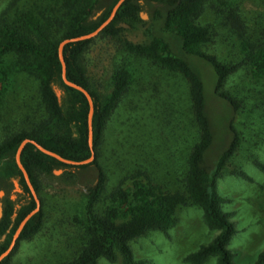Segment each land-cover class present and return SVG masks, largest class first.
I'll list each match as a JSON object with an SVG mask.
<instances>
[{
  "label": "trees",
  "instance_id": "16d2710c",
  "mask_svg": "<svg viewBox=\"0 0 264 264\" xmlns=\"http://www.w3.org/2000/svg\"><path fill=\"white\" fill-rule=\"evenodd\" d=\"M247 1L257 10L248 8ZM118 2L11 0L0 15V98L11 94L19 76L26 77L33 85L21 99L22 124L16 121L12 125L9 116L0 115V124L5 125L0 129V190L5 191L0 198L4 209L0 218V256L9 249L23 219L37 207L16 160L21 143L25 139L34 140L72 161L92 156L90 103L83 91L65 83L59 46L66 39L96 31L111 16ZM143 11L150 13V21L154 22L152 30L146 28L149 21L142 18ZM141 30H148L149 38L133 41L130 34ZM99 38L114 41L129 56L126 66L116 64L105 85L84 63L91 45ZM64 58L67 78L87 89L93 98L95 157L91 163L72 165L43 152L32 142L26 144L21 161L41 207L27 221L13 250L0 264H12L20 243L42 230L46 218L43 191L55 189L57 182H69L67 172L57 175L55 170L72 167L80 170L91 167L95 175L86 185V215L81 220L86 237L84 247L75 257L60 264H100L102 259L118 264H145L135 256L134 240L152 231L166 233L177 225L179 212L190 206L203 213L204 223L217 234L187 260L191 264H206L214 258L215 264H241L229 247L237 232L230 199L219 193L218 183L243 143L235 119L245 114L244 95L256 92L264 80V0H125L110 24L97 36L67 43ZM202 62L210 66L214 75V96L226 101L231 109L226 127L228 141L222 145L217 143L218 135L210 120L203 71L199 66ZM155 67L168 74L170 81L164 92L157 84L151 85L148 98H162L161 93H165L173 105L186 102L199 139L187 156L182 179L175 188L164 190L143 171L134 174L132 183L119 179L116 183L112 181L114 186L108 188L110 181L102 164L101 146L110 121L136 79L150 74ZM239 75L245 77L234 88L230 87ZM157 111L153 116L138 117L131 123L141 124L145 137L161 135L169 117L163 110ZM128 124L125 121L122 128ZM125 134L129 143L133 138L134 143L143 147L141 140L132 137L131 129ZM255 163L264 172V163L259 160ZM233 173L251 179L243 170L235 169ZM70 175L77 179L76 173ZM46 178L50 181L45 182ZM15 182L22 191L12 199ZM105 196L108 202L101 206ZM250 262L247 263L264 264V249Z\"/></svg>",
  "mask_w": 264,
  "mask_h": 264
},
{
  "label": "rangeland",
  "instance_id": "374dc122",
  "mask_svg": "<svg viewBox=\"0 0 264 264\" xmlns=\"http://www.w3.org/2000/svg\"><path fill=\"white\" fill-rule=\"evenodd\" d=\"M10 1L0 0V15ZM245 5L257 10L248 1ZM143 13L147 14L144 19L149 21L146 28L152 30L154 22L150 21V13ZM148 34V30L136 31L130 34V38L135 42H142L149 38ZM113 42L107 38L97 39L84 58L89 72H94L98 81L104 85L110 80L118 62L124 66L129 62V56ZM130 58L134 59L131 56ZM199 66L203 71L210 120L218 135L217 143L222 145L228 141L226 127L231 109L226 101L214 96V75L210 66L205 62ZM155 68L157 69H153L150 74L145 73V77L136 79L137 82L124 97L121 107L110 121L101 146L102 164L110 181L108 188L114 186L112 181L116 183L115 180L119 179H124L126 184L132 183L134 174L138 171L154 178L155 183L164 190L175 188L182 179L187 156L199 139L198 129L194 126L191 110L186 102L179 101L173 105L169 95L165 93H161L162 98H148L151 95V85L157 84L160 91L164 92L167 82L170 81L168 74L159 67ZM243 77L245 76H235L233 82H236H232L230 87L234 88ZM17 78L18 85L12 89L11 94L6 93L0 98V107L3 108L0 115L9 116L12 125L16 121L22 124L21 99L23 100L33 87L26 77ZM260 83L256 92L244 95L245 114L240 119L239 115L235 119V124L238 120L243 143L228 162L226 173L218 183L219 193L230 199L229 206L236 221L237 232L229 247L236 254V261L239 260L241 264H249L247 262L250 261L252 263L264 249V172L255 163L258 160L264 163V119L260 117H264V80ZM158 109L163 110L170 121H166L163 134L145 137L140 128L141 124H132L131 120L153 116ZM125 121L130 124L123 129ZM4 126L0 124V129ZM130 129L132 137L141 140L144 148L134 143L133 138L129 143L125 132L129 133ZM215 152L217 151L212 154ZM235 169L245 171L251 179L235 175ZM65 172L70 176L69 182H57L55 189L48 188L43 191L46 198L45 225L34 237L20 243L12 264H60L75 257L84 247L86 237L81 220L83 221L86 215V185L93 181L95 173L91 167L86 170L72 167L62 169L57 175ZM71 172L73 175L76 173L77 179L71 177ZM45 180L50 181L48 178ZM13 194L17 192L13 191ZM107 199L108 196H105L101 206L105 201L108 202ZM195 208L190 206L180 211L177 225L166 233L152 231L135 239L132 246L136 258L144 260L145 264H191L187 257L203 244L209 243L217 234L207 227L203 213ZM215 263L214 258H210L206 264ZM100 264L118 263L102 259Z\"/></svg>",
  "mask_w": 264,
  "mask_h": 264
},
{
  "label": "water",
  "instance_id": "95a60500",
  "mask_svg": "<svg viewBox=\"0 0 264 264\" xmlns=\"http://www.w3.org/2000/svg\"><path fill=\"white\" fill-rule=\"evenodd\" d=\"M125 0H119V2L116 4V6L114 7V10L111 14V16L94 32L90 33V34H86V35H82V36H79V37H75V38H70V39H66L64 41L61 42L60 44V48H59V57H60V60L62 62V65H63V78H64V81L66 84H68L69 86H72V87H75L81 91H83L85 93V95L87 96L88 100H89V103H90V113H89V142H90V146H91V149H92V156L86 160H83V161H72V160H68V159H64L63 157H61L60 155H58L57 153L55 152H52L48 149H46L45 147H43L42 145H40L38 142L34 141V140H31V139H25L21 145L19 146L18 148V151H17V155H16V160H17V163L19 165V167L22 169L23 173H24V176H25V179L36 199V202H37V207L33 210V212H30L24 219L23 221L21 222L17 232L15 233L14 237H13V241L9 247V249L4 252L1 256H0V261L6 256L8 255L14 248L19 236H20V233L23 229V227L25 226V224L27 223V221L36 213L38 212V210L40 209L41 207V201L37 195V192L31 182V179H30V175L28 173V171L26 170V168L24 167L22 161H21V153L24 149V147L26 146L27 143H34L37 145V147L42 150L43 152L49 154V155H52V156H55L57 158H59L60 160H62L63 162H66V163H69V164H72V165H84V164H88V163H91L95 157V153H94V149H93V138H94V131H93V113H94V102H93V98L90 94V92L85 89L84 87H82L81 85L77 84V83H74L72 81H70L68 78H67V75H66V62H65V58H64V47L67 43H70V42H76V41H80V40H85V39H90V38H93L95 36H97L105 27H107L110 22L113 20V18L115 17L116 15V12L117 10L120 8V6L122 5V3L124 2ZM141 16L142 18H145L147 17V14H144L143 12L141 13ZM62 172V169H57L55 170V173L56 174H59ZM22 189L20 188V185L18 182H15V189H14V192H21ZM5 195V191L4 190H0V197H3ZM12 199H16L17 198V194H13L12 196ZM3 206H2V203H0V218L2 217L3 215Z\"/></svg>",
  "mask_w": 264,
  "mask_h": 264
},
{
  "label": "flooded vegetation",
  "instance_id": "af4514ba",
  "mask_svg": "<svg viewBox=\"0 0 264 264\" xmlns=\"http://www.w3.org/2000/svg\"><path fill=\"white\" fill-rule=\"evenodd\" d=\"M4 197V196H3ZM3 197H0V198H3ZM0 203H2V201H0Z\"/></svg>",
  "mask_w": 264,
  "mask_h": 264
}]
</instances>
